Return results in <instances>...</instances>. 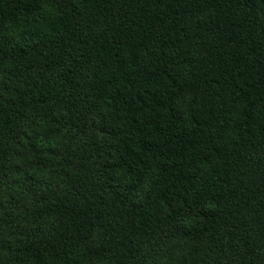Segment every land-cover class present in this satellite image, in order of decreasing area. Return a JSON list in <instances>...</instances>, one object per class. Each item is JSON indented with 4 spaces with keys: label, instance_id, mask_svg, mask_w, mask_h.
Masks as SVG:
<instances>
[{
    "label": "trees",
    "instance_id": "1",
    "mask_svg": "<svg viewBox=\"0 0 264 264\" xmlns=\"http://www.w3.org/2000/svg\"><path fill=\"white\" fill-rule=\"evenodd\" d=\"M0 264H264V0H0Z\"/></svg>",
    "mask_w": 264,
    "mask_h": 264
}]
</instances>
